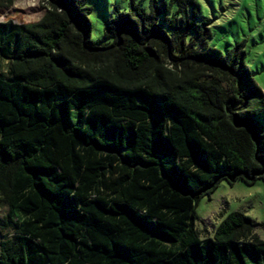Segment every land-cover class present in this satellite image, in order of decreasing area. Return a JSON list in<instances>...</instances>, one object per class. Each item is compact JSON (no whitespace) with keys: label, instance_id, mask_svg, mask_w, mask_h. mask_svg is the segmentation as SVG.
Returning <instances> with one entry per match:
<instances>
[{"label":"trees","instance_id":"trees-1","mask_svg":"<svg viewBox=\"0 0 264 264\" xmlns=\"http://www.w3.org/2000/svg\"><path fill=\"white\" fill-rule=\"evenodd\" d=\"M88 0L0 22V264H264L233 212L201 238L223 181H264V91L245 43L210 46L197 0L134 1L92 42Z\"/></svg>","mask_w":264,"mask_h":264},{"label":"rangeland","instance_id":"rangeland-1","mask_svg":"<svg viewBox=\"0 0 264 264\" xmlns=\"http://www.w3.org/2000/svg\"><path fill=\"white\" fill-rule=\"evenodd\" d=\"M134 1L146 10L151 0H88L91 9L92 42L96 46L109 44L104 39V26L115 14V8L129 11ZM171 1V0H167ZM200 18L210 24V46L227 53L245 43L247 64L256 74L264 91V0H197ZM50 8V0H0V22L18 25L38 23ZM7 70V61L0 57V71ZM264 127V115L261 117ZM233 212H242L257 226L253 234L264 241V181L248 185L238 181L231 185L221 182L211 194L205 195L195 209V228L201 238H214L220 224ZM8 214V207H0V219Z\"/></svg>","mask_w":264,"mask_h":264},{"label":"clouds","instance_id":"clouds-1","mask_svg":"<svg viewBox=\"0 0 264 264\" xmlns=\"http://www.w3.org/2000/svg\"><path fill=\"white\" fill-rule=\"evenodd\" d=\"M0 19H2V18H0Z\"/></svg>","mask_w":264,"mask_h":264}]
</instances>
